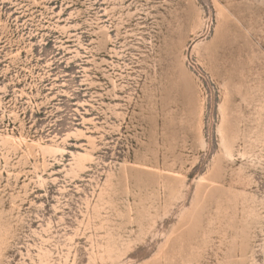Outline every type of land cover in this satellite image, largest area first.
Listing matches in <instances>:
<instances>
[{"label":"rangeland","instance_id":"obj_1","mask_svg":"<svg viewBox=\"0 0 264 264\" xmlns=\"http://www.w3.org/2000/svg\"><path fill=\"white\" fill-rule=\"evenodd\" d=\"M0 264H264V0H0Z\"/></svg>","mask_w":264,"mask_h":264}]
</instances>
